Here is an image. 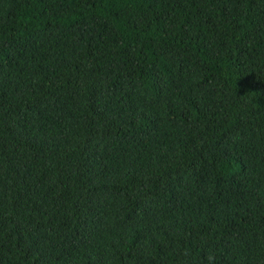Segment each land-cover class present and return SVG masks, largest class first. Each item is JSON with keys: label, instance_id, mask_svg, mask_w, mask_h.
I'll return each instance as SVG.
<instances>
[{"label": "trees", "instance_id": "trees-1", "mask_svg": "<svg viewBox=\"0 0 264 264\" xmlns=\"http://www.w3.org/2000/svg\"><path fill=\"white\" fill-rule=\"evenodd\" d=\"M0 264H264V0H0Z\"/></svg>", "mask_w": 264, "mask_h": 264}]
</instances>
